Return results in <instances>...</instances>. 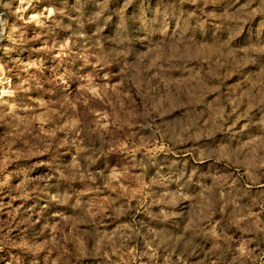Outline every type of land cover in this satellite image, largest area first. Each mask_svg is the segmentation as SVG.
Returning <instances> with one entry per match:
<instances>
[{
	"label": "rangeland",
	"instance_id": "obj_1",
	"mask_svg": "<svg viewBox=\"0 0 264 264\" xmlns=\"http://www.w3.org/2000/svg\"><path fill=\"white\" fill-rule=\"evenodd\" d=\"M24 1L0 264H264V0Z\"/></svg>",
	"mask_w": 264,
	"mask_h": 264
},
{
	"label": "built area",
	"instance_id": "obj_2",
	"mask_svg": "<svg viewBox=\"0 0 264 264\" xmlns=\"http://www.w3.org/2000/svg\"><path fill=\"white\" fill-rule=\"evenodd\" d=\"M15 3L16 0H0V35L12 31L8 26L10 18L9 13L12 11L11 8L14 7ZM16 12L18 13L20 20L24 23L41 21L50 16L49 13H46V8L41 11V8L34 4L32 0H27L21 3L20 7L14 10V13Z\"/></svg>",
	"mask_w": 264,
	"mask_h": 264
}]
</instances>
